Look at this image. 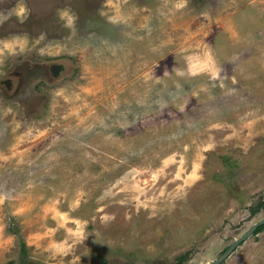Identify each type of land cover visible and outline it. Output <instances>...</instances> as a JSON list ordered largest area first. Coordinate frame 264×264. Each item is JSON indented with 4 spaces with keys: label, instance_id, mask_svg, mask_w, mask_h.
Wrapping results in <instances>:
<instances>
[{
    "label": "rangeland",
    "instance_id": "1",
    "mask_svg": "<svg viewBox=\"0 0 264 264\" xmlns=\"http://www.w3.org/2000/svg\"><path fill=\"white\" fill-rule=\"evenodd\" d=\"M263 216L264 0H0V264H201Z\"/></svg>",
    "mask_w": 264,
    "mask_h": 264
},
{
    "label": "flooded vegetation",
    "instance_id": "2",
    "mask_svg": "<svg viewBox=\"0 0 264 264\" xmlns=\"http://www.w3.org/2000/svg\"><path fill=\"white\" fill-rule=\"evenodd\" d=\"M37 64V63H36ZM35 63H32L30 65L29 63L22 64L20 68H17L16 70H12L11 73L7 74L4 79L1 80V85L4 87V91L7 92H13L15 93L18 90V86H26V84L29 83L28 79L32 77V74L30 73L33 72L38 68V66ZM39 65H42L38 63ZM32 67H34L32 69ZM32 69V70H29ZM48 69L52 74V79L58 77L63 69H65V63L63 61H57V62H52L48 64ZM58 69H60L58 71ZM29 70V71H28Z\"/></svg>",
    "mask_w": 264,
    "mask_h": 264
},
{
    "label": "water",
    "instance_id": "3",
    "mask_svg": "<svg viewBox=\"0 0 264 264\" xmlns=\"http://www.w3.org/2000/svg\"><path fill=\"white\" fill-rule=\"evenodd\" d=\"M60 69H58L59 71ZM264 224V216L262 218H260L259 220H257L256 222H254L252 224V226L241 236H239L238 238H236L218 257H216L215 259L211 260V261H207L201 264H219L220 262H222L224 259L227 258V256L232 252V250L241 242L243 241L246 237H248L249 235H251V233L254 232V230L260 226Z\"/></svg>",
    "mask_w": 264,
    "mask_h": 264
},
{
    "label": "trees",
    "instance_id": "4",
    "mask_svg": "<svg viewBox=\"0 0 264 264\" xmlns=\"http://www.w3.org/2000/svg\"><path fill=\"white\" fill-rule=\"evenodd\" d=\"M256 208H258V206H256ZM254 211H255V209L253 208V209H252V212H254ZM263 226H264V224H263V225H260V226H258V227L256 228V230H255V231H258V230L262 229V228H263ZM183 257H184V255H180V256L177 258V260H176V261H174V262H171V263H169V264H181V262H182V260H183Z\"/></svg>",
    "mask_w": 264,
    "mask_h": 264
}]
</instances>
